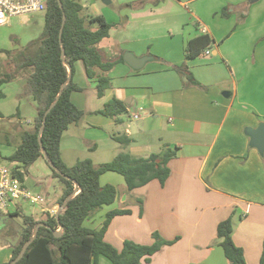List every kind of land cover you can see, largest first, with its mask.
Returning a JSON list of instances; mask_svg holds the SVG:
<instances>
[{
    "label": "crops",
    "instance_id": "0c3cea01",
    "mask_svg": "<svg viewBox=\"0 0 264 264\" xmlns=\"http://www.w3.org/2000/svg\"><path fill=\"white\" fill-rule=\"evenodd\" d=\"M79 1L82 11L92 12L85 17L102 15L112 24L97 48L104 62L115 65L107 72L97 70L111 81L99 96L97 78L87 75L82 61L76 62L71 78L80 89L71 97L84 114L63 133L64 163L73 166L89 158L99 166L121 152L148 158L164 146L176 151L164 185L154 179L130 191L123 180L107 176L117 172L101 175L105 184H115L118 190L115 202L103 206L104 215L117 208L131 210L113 218L105 239L122 249L126 239L151 244L157 231L165 239H179L143 264H230L217 226L232 216L233 238L244 249L247 264H260L264 152L251 144L246 130L264 122V0ZM203 34L210 36L211 44L188 58V43ZM126 52L151 58L135 69L125 60ZM180 65H186L197 82L178 71L175 66ZM17 81L21 88L13 108L3 102L9 97L5 89L9 83L0 86V163L6 165L7 160L6 166L25 172L29 193L43 200L23 198L3 208L0 222L16 225L0 228V264L11 261L12 248L26 226L24 215L45 220L57 214L65 188L44 156L26 170L21 162L7 159L23 134L33 129L38 113L33 96L23 94L26 80ZM114 98L123 102L125 112L114 116L98 112ZM119 137L129 142L123 144ZM192 209L197 211L190 219ZM105 216L93 225L94 215L85 224L100 228ZM196 218L195 226L199 222L202 226L185 244L190 238L181 230ZM98 264L112 263L102 256Z\"/></svg>",
    "mask_w": 264,
    "mask_h": 264
},
{
    "label": "trees",
    "instance_id": "16d2710c",
    "mask_svg": "<svg viewBox=\"0 0 264 264\" xmlns=\"http://www.w3.org/2000/svg\"><path fill=\"white\" fill-rule=\"evenodd\" d=\"M61 1L63 7L60 6L59 0H45L44 28L40 36L27 45L36 47L33 53L12 56L11 51L0 49L9 57L7 71L0 77V86L13 82L22 75L26 80L23 94L32 95L38 106L33 129L23 134L17 150L7 159L21 162L26 170L38 158L44 156L45 150L49 156L53 176L65 186L59 204L63 205L74 193L61 210L59 220L56 214L45 220H35L32 216L24 215L26 226L21 230L19 242L12 248L10 262L19 256L40 223L42 225L37 236L27 247L23 257L14 264H98L102 256L112 264L150 262L155 253L165 245L174 244L176 239L167 240L156 231L153 233L154 241L151 244L126 239L122 249L116 248L105 239V234L113 218L130 213L129 209L117 208L108 211L100 228L89 227L85 222L96 215L104 205L112 204L117 199V187L110 183L101 184L102 174L108 171L121 174L130 191L154 179H158L164 185L171 175L168 164L176 156V151L170 146H164L161 150L152 152L148 158H137L128 152H121L112 161L99 166L89 158L78 160L73 166L64 163L60 149L63 133L84 114L72 100V92L80 87L72 78L68 81L70 73L73 76L76 62L82 61L87 75L97 78L98 95L102 96L111 81L109 76L98 74L97 70L107 72L114 67L115 62H104L97 48V44L109 36L112 24L102 15L83 16V5L79 0ZM64 15L66 19L62 43L60 32ZM87 21L97 22L99 28L97 30L88 28ZM210 44L211 38L207 34L195 37L188 43L187 57L199 55ZM63 47L65 60L62 57ZM121 59L124 60L123 57ZM67 63L71 64V71ZM175 67L192 82H197L186 65ZM1 95L3 94L0 93ZM52 104L54 105L47 114L44 131L41 134V144L40 128L45 112ZM125 111L123 102L114 98L98 112L114 116ZM118 139L123 144L129 142L128 138ZM14 173L24 182L25 172L16 170ZM61 227L62 233L58 236L56 231ZM233 232V219L229 216L217 226V236L221 239L220 246L230 264H247L244 249L234 241ZM260 264H264V252Z\"/></svg>",
    "mask_w": 264,
    "mask_h": 264
},
{
    "label": "rangeland",
    "instance_id": "374dc122",
    "mask_svg": "<svg viewBox=\"0 0 264 264\" xmlns=\"http://www.w3.org/2000/svg\"><path fill=\"white\" fill-rule=\"evenodd\" d=\"M102 2H104V0L103 1L100 0L101 4H103ZM114 3L116 4V2ZM89 14H92V12L88 11V14H86L85 10L82 11L83 16H87ZM44 25H45V11H38V12H33V13H23V14L13 16L7 25L0 27V49L11 51L12 56H18V55L20 56L21 54H24V53H33L36 47H29V46L27 47V45L31 41L37 39L40 36V33L42 32ZM86 26L92 30H97L99 28V24L97 22L87 21ZM8 61H9V57L7 53L5 51H0V76H3L5 72L7 71ZM19 79H24V78L21 75ZM17 80L10 82L9 84L5 86L6 87L5 89L7 91V94H9L8 95L9 97L3 100V102L4 104H7L10 108H13V105L15 104L14 100L16 98V94L21 88V83L18 82ZM4 163L10 166V162H8L7 160H4ZM107 176H113V178L116 177V178L123 180V182H125L124 177L118 173H108ZM105 178H106L105 176L101 177V184L103 185H105ZM115 181L116 180H112L113 183H117ZM123 184L125 186V183ZM2 210L3 208H0V216H2L1 215ZM102 210H99L97 214L95 215V218H94L95 221L93 225L95 223H100L102 221V218H104L105 210L103 211ZM196 211L197 209L190 210V213L192 214V217L190 219L194 218V214ZM198 221H199V218H196V220L194 219L190 220V222H188L187 227L183 226L185 230H181L182 231L181 233L183 234L184 237L190 238V239H186L187 241L184 242L185 244H188L190 242L188 240L192 239L193 232L197 229L200 222L196 226L194 223ZM14 225L16 224L11 223L9 221L0 222V228H3L5 230H10L12 228L11 226H14ZM201 226L202 225H200L199 228ZM175 239L177 241L179 237Z\"/></svg>",
    "mask_w": 264,
    "mask_h": 264
},
{
    "label": "built area",
    "instance_id": "2783aa9c",
    "mask_svg": "<svg viewBox=\"0 0 264 264\" xmlns=\"http://www.w3.org/2000/svg\"><path fill=\"white\" fill-rule=\"evenodd\" d=\"M45 10V0H0V27L7 25L15 15ZM206 54H211L210 50ZM23 198H29L32 202L43 200L41 196L31 195L14 170L0 163V208H8Z\"/></svg>",
    "mask_w": 264,
    "mask_h": 264
},
{
    "label": "water",
    "instance_id": "95a60500",
    "mask_svg": "<svg viewBox=\"0 0 264 264\" xmlns=\"http://www.w3.org/2000/svg\"><path fill=\"white\" fill-rule=\"evenodd\" d=\"M110 0H104V2H109ZM59 3H60V6L63 7V3L61 0H59ZM65 19H66V16L64 15V21H63V24H62V28H61V32H60V40L62 42V34H63V27H64V24H65ZM63 43V42H62ZM62 57L63 59L65 60V48L63 47V51H62ZM125 60L135 69H141L146 61L148 59H150L151 57L150 56H143V57H136L133 53L131 52H126L125 55ZM67 66L68 68L70 69L71 71V64L67 63ZM71 76L72 74L70 73V76L68 78V81L71 80ZM65 85H63L64 87ZM62 91H60V95H61ZM228 93V92H226ZM226 95V94H224ZM54 104H52L45 112V116H44V120H43V124H42V127L40 128V133H39V141L40 143L42 144V140H41V134L43 133L44 131V127H45V124H46V119H47V114L49 113V111L51 110V108L53 107ZM247 134H249L251 136V144L255 147H257L259 149L260 152H264V122H261L259 124V126L257 128H247L246 130ZM43 153H44V157L46 158V160L48 161L49 160V156H48V153L43 150ZM49 162V161H48ZM54 168H57V167H54ZM74 195V193L63 203V205L60 206V210H58L56 216H57V219L59 220L60 218V211L66 206V204L68 203V201L72 198V196ZM42 225V223L38 224L37 227L35 228V231H34V234L32 236V238H30L26 243L25 245L23 246L22 248V251L21 253L19 254V256L12 262L8 263V264H14L16 263L18 260H20L24 253L26 252L27 250V247L30 245V243L34 240V238L37 236L38 234V231H39V227ZM62 229V227H61ZM62 233V231H59L57 230L56 231V235L60 236Z\"/></svg>",
    "mask_w": 264,
    "mask_h": 264
},
{
    "label": "bare ground",
    "instance_id": "6f19581e",
    "mask_svg": "<svg viewBox=\"0 0 264 264\" xmlns=\"http://www.w3.org/2000/svg\"><path fill=\"white\" fill-rule=\"evenodd\" d=\"M60 231V230H59Z\"/></svg>",
    "mask_w": 264,
    "mask_h": 264
}]
</instances>
